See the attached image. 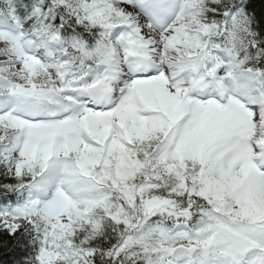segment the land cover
Returning <instances> with one entry per match:
<instances>
[{"label": "snow or ice", "instance_id": "1", "mask_svg": "<svg viewBox=\"0 0 264 264\" xmlns=\"http://www.w3.org/2000/svg\"><path fill=\"white\" fill-rule=\"evenodd\" d=\"M0 264H264V0H0Z\"/></svg>", "mask_w": 264, "mask_h": 264}]
</instances>
